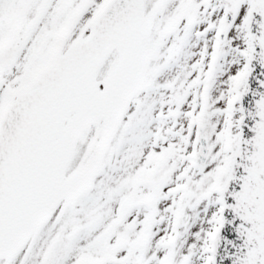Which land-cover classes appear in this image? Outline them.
Returning a JSON list of instances; mask_svg holds the SVG:
<instances>
[{"label":"snow or ice","instance_id":"obj_1","mask_svg":"<svg viewBox=\"0 0 264 264\" xmlns=\"http://www.w3.org/2000/svg\"><path fill=\"white\" fill-rule=\"evenodd\" d=\"M0 264H264V0H0Z\"/></svg>","mask_w":264,"mask_h":264}]
</instances>
